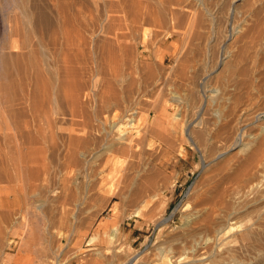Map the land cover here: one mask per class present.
<instances>
[{
    "label": "rangeland",
    "instance_id": "obj_1",
    "mask_svg": "<svg viewBox=\"0 0 264 264\" xmlns=\"http://www.w3.org/2000/svg\"><path fill=\"white\" fill-rule=\"evenodd\" d=\"M243 2L233 16L206 0H0V264L185 256L165 243L190 226L215 158H243L233 142L264 124V0ZM122 135L132 157L120 143L90 156Z\"/></svg>",
    "mask_w": 264,
    "mask_h": 264
},
{
    "label": "bare ground",
    "instance_id": "obj_2",
    "mask_svg": "<svg viewBox=\"0 0 264 264\" xmlns=\"http://www.w3.org/2000/svg\"><path fill=\"white\" fill-rule=\"evenodd\" d=\"M205 1V0H204ZM244 0H206V2L209 4V5H205L207 8V10L209 9L210 12L212 11V14L216 13L217 14V11L219 10H225L228 14L230 13L231 15L233 16H237L236 15V12L239 10V8H241L240 6L244 3L243 2ZM206 3V4H207ZM247 3V2H246ZM245 5V4H244ZM243 5V6H244ZM252 5V4H251ZM250 5V8L253 7V5L251 6ZM197 6V5H196ZM200 8V7H199ZM203 8V7H202ZM205 10V9H204ZM253 10V9H252ZM223 11V12H225ZM204 12V11H203ZM221 12V11H220ZM218 12V13H220ZM221 12V13H223ZM251 12V11H250ZM206 13V12H205ZM220 13L219 17L222 16ZM238 13V12H237ZM191 15L192 13H187V15ZM207 14V13H206ZM206 14L204 13H201V14H192L194 16H200L203 17L204 19H207L208 18H205L206 17ZM213 14V15H214ZM211 15V14H210ZM224 16V15H223ZM226 16V15H225ZM228 16V15H227ZM243 16V15H242ZM191 16H189L188 18H190ZM196 18V17H195ZM195 18H191L192 22L195 20ZM198 18V17H197ZM200 18H198V20H200ZM202 18V19H203ZM210 18V17H209ZM212 18V17H211ZM201 19V21H202ZM221 19V18H220ZM236 19V18H235ZM190 20V22H191ZM197 20V19H196ZM197 20V21H198ZM210 20V19H209ZM208 20V21H209ZM224 20V19H223ZM196 21V22H197ZM200 21V22H201ZM205 21V20H204ZM203 21V23H204ZM207 21V22H208ZM211 21V20H210ZM225 21V20H224ZM189 22V20H188ZM192 27H191V24H190V28H193V24L192 23ZM195 22V24H196ZM200 22H199V25H200ZM206 22V21H205ZM217 22V21H216ZM202 23V24H203ZM211 23V22H210ZM213 23V22H212ZM211 23V24H212ZM235 23V22H234ZM240 23V22H239ZM198 24V22H197ZM201 24V25H202ZM238 24V23H237ZM242 24V23H241ZM209 26V23L207 24ZM226 25V24H225ZM233 25V24H232ZM236 25V24H235ZM198 26V25H197ZM203 26H205L203 24ZM201 26V27H203ZM208 26H206L208 28ZM217 26V25H216ZM223 26V25H222ZM240 26V25H239ZM196 27V26H195ZM194 27V28H195ZM200 27V29H201ZM236 27V26H235ZM187 28V27H186ZM197 28V27H196ZM206 28V29H207ZM210 28V27H209ZM208 28V29H209ZM247 28V27H246ZM188 29V28H187ZM198 29V30H197ZM197 32H200L201 30H199V26L197 28ZM203 29V28H202ZM207 29V30H208ZM204 30V29H203ZM237 30V29H236ZM191 31V30H190ZM238 31V34H239V29L237 30ZM244 31V29H243ZM194 32V31H193ZM203 32V31H202ZM201 32V33H202ZM205 32V31H204ZM209 32V31H208ZM206 32V33H208ZM211 32V31H210ZM190 33V32H189ZM206 33H202V35L204 36ZM197 34V33H196ZM195 34V35H196ZM199 34V33H198ZM201 36L202 38H206V37H203ZM207 36V34L205 35ZM221 36V35H219ZM189 37V35L187 36ZM196 37V36H195ZM198 37V36H197ZM199 38V37H198ZM236 38V37H235ZM197 40V38H195ZM210 38H207V39H203V40H209ZM200 40V39H199ZM222 40V39H221ZM206 41H203L204 44H206L207 42ZM211 42V40H209ZM216 41V40H215ZM218 41V40H217ZM220 41V40H219ZM244 41V40H243ZM198 42V41H197ZM202 42V41H201ZM201 42H199L201 44ZM234 42V41H233ZM256 42V41H255ZM198 43V44H199ZM243 43V42H241ZM240 43V44H241ZM197 44V43H195ZM199 44V45H200ZM203 44V43H202ZM201 44V45H202ZM209 44V43H208ZM246 44V43H245ZM199 45H195V47H199ZM217 45V44H216ZM215 45V46H216ZM247 45V44H246ZM203 46V45H202ZM206 46V45H205ZM203 46V47H205ZM209 46V45H208ZM234 46V45H233ZM194 47V48H195ZM196 47V49H197ZM201 47V46H200ZM202 47V48H203ZM207 47V46H206ZM237 47V46H236ZM216 48V47H215ZM233 48V47H232ZM191 49V48H190ZM200 49V48H199ZM197 49V50H199ZM204 50L206 48H203ZM227 49V48H226ZM243 49V50H242ZM241 50V52H239L238 56V63L241 62V61H245L246 57L247 56V51H246V47H243ZM197 50H196V54L197 55ZM202 50V51H204ZM200 51V50H199ZM207 50H205L204 52H206ZM231 51V50H230ZM203 52V53H204ZM217 52V51H216ZM199 53H202L201 51ZM198 53V54H199ZM201 54V55H204V54ZM229 53V52H228ZM248 53H249V50H248ZM164 54V53H163ZM207 54V53H206ZM195 55H191V56H195ZM209 55V54H207ZM211 55V54H210ZM227 56V55H225ZM201 57V56H200ZM204 57V56H203ZM215 57V56H214ZM195 58H198L195 56ZM206 59V58H205ZM216 59V58H215ZM195 60V59H194ZM196 63V61H194ZM190 61V60H189ZM198 61V59H197ZM212 61V60H211ZM202 62V61H201ZM214 62V61H213ZM231 62V61H230ZM229 62V63H230ZM236 62V61H235ZM194 63V64H195ZM216 63V62H215ZM225 63V62H224ZM226 65L227 63H225L224 66H233V62L232 64H229ZM236 64V63H234ZM241 64V63H240ZM223 65V63H222ZM243 65V64H241ZM217 66V65H216ZM240 66V65H239ZM187 67V66H186ZM222 67V66H221ZM247 67V66H246ZM236 68V67H234ZM241 68V67H240ZM224 69V68H223ZM237 70V69H236ZM244 72V71H243ZM227 74V73H225ZM254 74V73H253ZM225 75H223L224 77ZM228 76V75H227ZM232 76V75H231ZM229 78H227L228 80ZM238 79V78H237ZM226 80V78H225ZM224 80V81H225ZM233 80V79H231ZM229 81V80H228ZM224 83V82H223ZM230 83V82H229ZM228 83V84H229ZM230 84H233L232 82ZM227 85V84H226ZM227 88V87H226ZM215 91V90H214ZM227 93V92H226ZM217 94V92H216ZM215 94V96H216ZM223 94V93H222ZM211 97H214V94H210ZM209 97V98H211ZM217 97V96H216ZM218 98H219V95H218ZM228 98V97H227ZM212 99V98H211ZM215 99V98H214ZM224 99V98H223ZM226 99V98H225ZM217 100V99H216ZM198 102V100H197ZM207 102V101H206ZM210 102V101H209ZM221 102V101H220ZM211 103V102H210ZM200 104V103H199ZM213 106V105H212ZM226 107V106H225ZM11 109V108H10ZM218 113V112H217ZM263 113V112H262ZM120 114V113H119ZM131 114V113H130ZM117 115V114H116ZM123 115V114H122ZM126 115V114H125ZM133 115V114H132ZM131 115V117H132ZM219 115V114H218ZM262 116H264L262 114ZM130 117V116H129ZM129 120H131V126H132V121H133V118H131ZM135 117V116H134ZM175 117V116H174ZM216 117V116H215ZM124 117L122 116V119ZM140 119V118H139ZM176 119V117H175ZM180 119V118H179ZM96 120V119H95ZM263 120V119H262ZM108 121V120H106ZM128 121V120H127ZM143 121V120H142ZM122 122V121H121ZM129 122V121H128ZM135 122V120H134ZM144 122V121H143ZM218 122V121H217ZM124 123V122H123ZM127 123V122H125ZM137 124V123H136ZM260 126L258 127L259 130H256L254 132H251L248 134L247 136V140L246 141H243V142H233L236 146L235 147H238V151H242L244 153L243 158H240V160L238 159V161L236 162L233 161L231 164L230 162H223L221 161V163L219 164V161L217 158H220V157H217L215 158V162H214V165L217 164L216 167H214L213 171H212V175L211 177L209 178L210 180L208 181V183L206 184L205 186V189H203V192H198L199 194H197V199H196V203H195V206L193 207L194 208V211H193V215L192 217H190V219L192 220V222L190 223V226L188 225V229L186 232H184L183 234H171V237L168 238V240H166L167 243H165L166 247L167 245H170L168 246L169 249L170 247L174 250V246H182L184 247L185 245V249H186V254L184 257H181L180 259L178 260H172L173 259V256L172 255V259L170 260L172 264H264V186L262 183V178L264 177V124L262 123H259ZM112 125V124H111ZM113 125H115V123H113ZM128 125V123H127ZM145 125V124H144ZM152 125V124H150ZM110 126V124L108 125ZM147 125H145L144 127H146ZM147 128V127H146ZM145 128V129H146ZM212 128V127H211ZM113 129V128H112ZM148 129V128H147ZM214 129V128H213ZM121 130V129H119ZM163 130V129H162ZM253 130V129H252ZM122 131V130H121ZM120 131V132H121ZM143 131V130H142ZM216 131V130H215ZM119 132V131H118ZM165 132V131H164ZM210 132V131H208ZM207 132V133H208ZM146 133V132H145ZM194 133V132H193ZM206 133V134H207ZM203 134V132H202ZM13 135V134H12ZM168 135V134H167ZM185 135V134H184ZM205 135V134H204ZM209 135V134H207ZM206 135V136H207ZM170 136V135H169ZM210 136V135H209ZM208 136V138H209ZM213 136V135H212ZM171 137V136H170ZM199 137V136H198ZM201 137V136H200ZM33 138V137H32ZM118 138V137H117ZM121 139H116L115 137V141L113 142H107L106 145H103L101 147H103L101 150H97L99 152L96 151V149L94 150V152H92L93 154L89 155L93 158L94 157H100L101 156H105L106 153L105 152H108L110 150L111 152V149L113 150V145L116 144V143H120L122 145V150H120V148H117L119 145H116L114 147H116V151H118V149L121 151L123 150H128L129 149H132V145L126 141L125 139L127 137H120ZM143 138V136H142ZM192 142L195 143L194 145H202L201 142L202 140L200 141V143H196L195 140L197 139H194L193 136L190 137ZM197 138V137H196ZM203 138V137H201ZM207 138V137H206ZM207 138V139H208ZM220 138V137H219ZM114 139V138H112ZM199 139V138H198ZM215 139V137H214ZM214 139H211L212 142ZM189 140V139H188ZM205 141V139H203ZM209 140V139H208ZM218 140V139H217ZM215 141V140H214ZM130 142V141H129ZM167 142V141H166ZM207 142V141H206ZM211 142V143H212ZM229 142V141H228ZM232 142V141H231ZM141 143V142H140ZM147 143V142H146ZM172 143V142H171ZM210 143V144H211ZM168 144V143H167ZM192 144V143H191ZM136 145V144H135ZM134 145V146H135ZM138 145V143H137ZM140 145V144H139ZM206 145V144H205ZM204 145V146H205ZM212 145V144H211ZM233 145V144H232ZM234 146V145H233ZM64 147V146H63ZM70 147V146H69ZM140 147V146H138ZM199 147V146H197ZM210 147V146H209ZM234 147V148H235ZM95 148V146L93 147ZM125 148V149H124ZM200 148V147H199ZM202 148V147H201ZM204 149V147H203ZM206 149V148H205ZM219 149V148H218ZM69 150V149H68ZM126 150V151H127ZM134 150V149H133ZM141 150V149H140ZM11 151V150H10ZM91 151V150H90ZM126 151H124L123 153L121 154H130V157L132 153H129V150H128V153H126ZM210 151V149H209ZM81 152V151H80ZM131 152H134V151H131ZM136 152V151H135ZM134 152V154H135ZM214 152V151H213ZM14 153V152H13ZM103 153H105L103 155ZM208 153V152H207ZM221 155H222V152H220ZM219 153V154H220ZM82 154V152L80 153ZM79 154V155H80ZM86 151L84 153V155L86 156ZM109 153H107L108 155ZM124 154V155H125ZM78 155V154H77ZM106 155V156H107ZM127 155V156H128ZM215 155V153L213 154ZM217 155V154H216ZM14 156V155H13ZM84 156V157H85ZM88 156V158L90 157ZM109 156V155H108ZM136 157V155H134ZM140 156V155H139ZM142 156V155H141ZM219 156V155H218ZM22 157V156H21ZM73 157V156H72ZM84 157H82L84 159ZM208 157V156H207ZM211 157H212V154H211ZM74 158V157H73ZM79 158V157H78ZM86 158V157H85ZM92 158V159H93ZM101 158V157H100ZM114 158V156H113ZM209 158V157H208ZM91 159V160H92ZM111 159V158H110ZM221 159V158H220ZM36 160V159H35ZM86 160V159H84ZM90 161H87V162H91ZM94 161L95 158H94ZM111 161V160H110ZM115 161V160H113ZM86 162V161H85ZM93 162V161H92ZM109 162V161H108ZM134 162V161H132ZM114 163V162H113ZM136 163V162H134ZM141 163V162H140ZM139 163V164H140ZM228 164H230L231 166L228 167ZM22 164V163H21ZM25 164V163H24ZM88 164V163H87ZM91 164V163H90ZM88 164V165H90ZM105 164V162H104ZM144 164V163H143ZM43 165V164H42ZM95 165V164H93ZM106 165V164H105ZM108 165V164H107ZM132 165V163H131ZM137 165V164H136ZM18 166V165H17ZM142 166V165H141ZM88 169L90 168L89 166H87ZM92 168H96L95 166H91ZM149 167V166H148ZM20 168V167H19ZM103 168V166H102ZM128 168L131 169L130 166H128ZM127 168V170H128ZM134 168L135 167V164H134ZM132 168V171L128 170V172L130 171L133 172H140L142 170H138L136 171V169ZM138 168H140L138 166ZM142 168V167H141ZM144 168V167H143ZM146 169V167H145ZM20 170V169H19ZM24 170V169H23ZM93 170V169H92ZM126 170V169H125ZM144 170V169H143ZM36 171V170H35ZM43 171V170H42ZM99 171V170H98ZM33 172V171H32ZM37 172V171H36ZM35 172V174H36ZM91 173V171H89ZM127 172V171H126ZM21 173V172H20ZM105 173V172H104ZM135 173V175H136ZM142 174V172H140ZM140 173L138 175H140ZM33 174V173H32ZM31 174V175H32ZM38 174V172H37ZM36 174V176H37ZM49 174V173H48ZM101 174V173H100ZM124 174V173H122ZM129 175V173H127ZM127 174L123 175V177L125 176H128ZM26 175V174H25ZM92 175V174H91ZM35 176V175H34ZM103 176V175H102ZM107 176V175H106ZM137 176V175H136ZM135 176V177H136ZM263 176V177H262ZM93 179L95 176H91ZM97 177V176H96ZM105 177V176H104ZM131 177L134 178L133 175H131ZM145 177V176H144ZM100 179V178H99ZM117 179V178H116ZM115 179V180H116ZM125 181L126 179H130L129 176L125 179L123 178ZM40 180V179H39ZM94 180V179H93ZM93 180H90L93 182ZM129 181V180H128ZM131 181H133V179H131ZM130 182V181H129ZM128 182V183H129ZM135 182V181H134ZM154 182V181H153ZM96 183V182H95ZM114 183V182H113ZM120 183V181H119ZM127 183V182H126ZM137 183V182H136ZM152 183V182H151ZM151 183H149L151 185ZM115 184V183H114ZM132 184V183H131ZM153 184V183H152ZM106 185V184H105ZM104 185V186H105ZM134 186V185H133ZM96 187V186H95ZM98 187V186H97ZM101 187V185H100ZM148 187V185H147ZM146 187V188H147ZM47 188V187H46ZM103 188V187H102ZM132 188V187H131ZM149 191H150V188H148ZM152 189V188H151ZM95 190V189H94ZM107 190V189H106ZM130 190V189H129ZM147 190V189H146ZM154 190V189H152ZM13 191V190H12ZM148 191V190H147ZM142 192V191H141ZM117 193V192H116ZM150 193V192H149ZM149 193H146V195L148 196ZM153 192H151V194H153ZM143 194H144V191H143ZM150 195V194H149ZM118 196V195H117ZM151 199H152V195H150ZM144 198L146 196H143ZM154 198V197H153ZM143 199V198H141ZM150 199V200H151ZM143 201V200H142ZM146 201V200H144ZM35 204V203H34ZM33 204V205H34ZM38 207L40 208H43L44 206V201L42 200V202H39L38 204H36ZM184 205V204H183ZM181 206V205H180ZM186 207V205H185ZM31 210V209H30ZM192 213V212H191ZM249 213H254L255 214V218L251 220V218H249L247 220V217L250 215ZM249 214V215H248ZM253 214V215H254ZM188 216V215H187ZM191 216V215H190ZM243 216H246V220H242V221H246L245 223H241L243 225L240 224V226H243L242 229L239 230V224L237 226V223H236V220L237 219H240L242 218ZM189 217V216H188ZM157 218V217H156ZM189 219V218H188ZM189 220V222L191 221ZM232 220H234V222H231ZM240 222V221H239ZM11 223V222H10ZM233 224V225H232ZM235 224V225H234ZM239 231H236L235 233L234 232V229ZM115 232V231H114ZM111 236V234H110ZM113 237L115 236V234L112 235ZM96 238V237H95ZM93 239V238H92ZM212 241L211 242H208V241ZM164 241V240H163ZM163 243L160 244L161 246H163ZM208 244V246H206ZM210 244V245H209ZM164 245V246H165ZM112 246V245H111ZM115 246V245H114ZM177 246V247H178ZM113 247V246H112ZM159 247V246H158ZM167 247V248H168ZM176 247V248H177ZM116 248H118V246H116ZM120 248V247H119ZM122 248V246H121ZM120 248V249H121ZM187 248H188V253H187ZM119 249V250H120ZM157 249H161L160 247L157 248ZM165 249V247H164ZM168 249V250H169ZM163 250V248L161 249ZM177 250V249H176ZM172 251V250H170ZM175 251V250H174ZM165 251H163V254ZM173 252V251H172ZM108 253V252H107ZM176 253V252H175ZM174 253V254H175ZM185 253V251H184ZM181 254V256H183V254ZM169 254V252H168ZM173 254V253H171ZM176 255V254H175ZM165 256H167V253L165 254ZM171 256V255H170ZM169 256V257H170ZM164 257V256H162ZM168 258V257H167ZM177 258V256H176ZM175 258V259H176ZM123 259V258H122ZM127 259V257H126ZM124 259V260H126ZM185 260V261H183ZM127 261V260H126ZM183 261V262H182ZM111 263V262H110ZM120 263L122 264V261H120ZM124 263V261H123ZM154 263V262H153ZM125 264V263H124Z\"/></svg>",
    "mask_w": 264,
    "mask_h": 264
},
{
    "label": "crops",
    "instance_id": "obj_3",
    "mask_svg": "<svg viewBox=\"0 0 264 264\" xmlns=\"http://www.w3.org/2000/svg\"><path fill=\"white\" fill-rule=\"evenodd\" d=\"M5 264H20L19 262H7Z\"/></svg>",
    "mask_w": 264,
    "mask_h": 264
}]
</instances>
